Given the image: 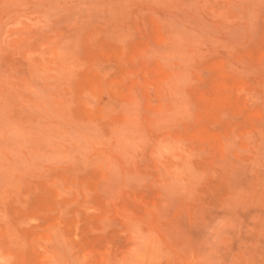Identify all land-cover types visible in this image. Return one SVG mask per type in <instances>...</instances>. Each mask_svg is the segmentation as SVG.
I'll return each mask as SVG.
<instances>
[{
  "label": "rangeland",
  "instance_id": "rangeland-1",
  "mask_svg": "<svg viewBox=\"0 0 264 264\" xmlns=\"http://www.w3.org/2000/svg\"><path fill=\"white\" fill-rule=\"evenodd\" d=\"M0 264H264V0H0Z\"/></svg>",
  "mask_w": 264,
  "mask_h": 264
}]
</instances>
